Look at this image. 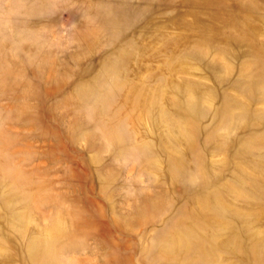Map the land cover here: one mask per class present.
Listing matches in <instances>:
<instances>
[{
  "label": "rangeland",
  "instance_id": "1",
  "mask_svg": "<svg viewBox=\"0 0 264 264\" xmlns=\"http://www.w3.org/2000/svg\"><path fill=\"white\" fill-rule=\"evenodd\" d=\"M0 264H264V0H0Z\"/></svg>",
  "mask_w": 264,
  "mask_h": 264
}]
</instances>
